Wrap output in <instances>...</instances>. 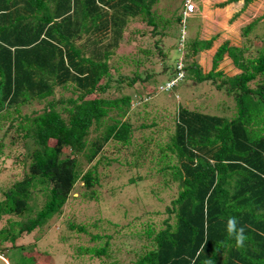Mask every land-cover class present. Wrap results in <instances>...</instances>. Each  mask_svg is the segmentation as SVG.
<instances>
[{"label":"trees","instance_id":"obj_1","mask_svg":"<svg viewBox=\"0 0 264 264\" xmlns=\"http://www.w3.org/2000/svg\"><path fill=\"white\" fill-rule=\"evenodd\" d=\"M250 1L260 0H245ZM154 2L0 0V167L17 138L29 143H22V154L11 158L20 178L0 189V220L5 219L0 254L10 264H35L33 256L16 245L17 239L48 226L78 180L87 190L84 195L93 197L98 177L91 168L97 162L83 171L78 158L91 163L102 157L109 141L123 147L129 143L132 128L122 117L130 99H104L100 93L109 86L100 82L109 77V61L131 21L147 19L155 30ZM258 20L240 26L243 38ZM183 34L191 57L209 50L217 39L191 38L181 27L174 37ZM231 41L235 43L229 39L218 46L206 72L196 61L183 59L193 81L232 98L235 115L225 118L179 108L175 130L159 148L158 159L163 162L159 171L170 176L164 184L175 183L176 194L166 205L162 227L148 219L132 233L137 244L132 264H264V33L254 57L246 54L249 48L241 39ZM154 47L159 60L170 57L162 44ZM186 55L187 51L183 58ZM225 55L237 70L234 75L217 70ZM61 89L68 97L54 96ZM31 100L42 108L21 114ZM111 110L102 133L89 140L91 129L96 131ZM149 143L142 140L140 149ZM137 153L132 164L140 173L143 151ZM131 176L137 178L129 181L140 180L139 175ZM36 193L40 204L34 201ZM31 212L32 217L20 218ZM232 216L245 228L248 239L243 248L227 236L226 222ZM86 251L98 257L106 254L105 248Z\"/></svg>","mask_w":264,"mask_h":264},{"label":"rangeland","instance_id":"obj_2","mask_svg":"<svg viewBox=\"0 0 264 264\" xmlns=\"http://www.w3.org/2000/svg\"><path fill=\"white\" fill-rule=\"evenodd\" d=\"M184 1L155 0L151 6V11L158 21L155 23L154 31L151 25H147V19L139 17L131 21L126 28L120 48L109 61V77H104L100 82V84L106 82L109 87L100 94L104 99L122 97L130 99V107L122 117V120L126 118L131 125L130 141L124 147L115 141H109L104 146L102 157H97L98 160L91 163L78 158L83 171L97 162L94 167H90L92 170L95 169L98 177L97 184L93 190L91 189L92 192L89 190L93 197L88 198L84 195L87 190L78 180L61 213L53 217L48 226L37 228L17 239L16 245L25 248L24 254L29 253L33 256L35 264H132V248L137 246L132 233L138 232L141 228L140 223L148 219H151L156 227L158 225L162 227V220L167 217L166 205L176 194L175 183L164 184L170 176L168 173L164 175V171H159L163 162L159 163L158 159L161 156L159 148L164 146L175 130V118L179 108L186 107L189 111L225 118L235 115L232 98L224 96L222 92L213 91L207 83H196L186 70L185 79L174 85L173 90H166V87L161 89L159 86L173 76L176 59L181 63L184 59L199 64V56L191 57L192 55L188 54V44L185 40L187 35L185 38L184 34L181 38L174 37V33L180 30V27L190 33L196 31L197 25L202 22L200 25L204 29L202 31L204 37L212 30L220 28L222 39H241L249 48L246 54L254 57L255 48L263 44L261 39L264 33V0L250 2L192 0L196 6L195 18L201 16V19H191L194 16L192 15L178 27L177 19L181 17ZM224 1L228 4H221ZM218 13L222 16L220 19L216 18ZM257 18L259 20L252 31L243 38L240 26ZM161 19H166L167 23L162 25V21H159ZM181 42L187 51L186 58L181 57L182 53L180 54L176 48ZM214 42L211 49L204 50L206 56L204 62L200 59V63L207 68L210 66L207 63H211L210 59L213 56L210 54L217 47V42ZM155 44L158 46L162 44L165 51L169 50L170 57L159 60L154 53V50L157 51ZM221 65L224 68L221 71L225 70L227 74L236 72L231 61L225 60ZM200 67L206 72L203 66ZM222 67L219 65L217 69ZM134 78L136 80L132 81ZM62 91L61 89L55 92L54 96L58 98V94H62L63 98L68 97L66 95L69 93ZM38 103L37 100H31L22 107L21 114L41 109L42 105ZM111 115L112 110L101 119L96 131L91 129L89 140H94L96 135L102 133L108 124V116ZM63 116L66 118V114ZM141 125L145 128L143 129ZM12 134L14 138L19 136L15 131ZM1 135L2 131L0 137ZM10 139L12 137L7 141ZM145 139L150 143L142 150L141 141ZM17 140L18 145L15 144L6 151L9 154L7 163L0 167V189L10 186L20 178V170L12 165L11 158L22 154V143L28 146L29 143L23 142L25 139ZM139 150L143 151L141 159L143 171L140 170V173L134 166L137 164H132ZM18 168L22 169L19 166ZM131 175H139L140 180L129 181L133 178ZM135 178L137 177L133 179ZM34 195L37 196V198L34 196V201L40 204L42 198L37 193ZM156 212L158 214L150 218ZM32 216L31 212L21 215L20 218ZM4 220H0V227L5 225ZM69 224L73 227H69ZM89 248H105L106 254L98 257L86 251ZM2 263L10 264L0 254V264Z\"/></svg>","mask_w":264,"mask_h":264},{"label":"clouds","instance_id":"obj_3","mask_svg":"<svg viewBox=\"0 0 264 264\" xmlns=\"http://www.w3.org/2000/svg\"><path fill=\"white\" fill-rule=\"evenodd\" d=\"M185 1H184V9H185ZM191 2L193 3L195 9L188 16H184V9L182 10L181 17H179V21L182 24H184V21H185L186 18L194 15V13L196 11V6H195L194 2L192 0H191ZM181 43H182V48L178 47L179 48L178 52H180V54L182 53V55H180V56L183 57L186 54V49L183 46V42H181ZM179 63L181 64V70L183 71V76L181 78H177V70H178L177 66H178ZM173 72H174L173 76H171L163 85L159 86V88L163 89L164 87H166V85L169 82L174 81V83H173V85L171 87L166 88V90H173L174 89L173 86L179 84V82H182L185 79V77H186L185 70H184V67H183V63L179 62L178 60L176 62V66L173 69ZM226 232H227V236H228L229 239H234L235 240V246L237 248H243L244 247L245 242L248 239V237H247V235L245 233V228L243 226L239 225V221H238L237 217L232 216V217H229L227 219ZM208 264H211V261H209Z\"/></svg>","mask_w":264,"mask_h":264},{"label":"crops","instance_id":"obj_4","mask_svg":"<svg viewBox=\"0 0 264 264\" xmlns=\"http://www.w3.org/2000/svg\"><path fill=\"white\" fill-rule=\"evenodd\" d=\"M226 1H224V2H222L221 4H228V3H225ZM206 7V6H205ZM200 9L197 7V11H199ZM214 15V14H213ZM195 16H196V14L191 18V19H201V16L200 17H197V18H195ZM222 16H221V14H217V16H216V18L217 19H220ZM200 24H202V22L200 23ZM197 25V27L196 28H198L196 31H192V32H190V33H188V37H190L191 36V38L194 36L195 37V35H197L198 36V38L200 39V40H206V39H210V37H214V36H216V45H217V47L216 48H214L213 49V52L210 54V55H213L214 56V54H215V52H216V50H217V48H218V46L221 44V43H223L224 41H226V40H229V39H222L221 38V36H220V28H217V29H215V31L214 30H212L211 31V33L210 34H207V36L206 37H204V33L202 32L204 29H202V27H201V25ZM233 39H237V38H233ZM230 42H231V45L233 44V43H235V42H232L231 40H230ZM213 43H215V42H213ZM213 43H212V45H211V47H210V49L213 47ZM212 56V57H213ZM200 59L204 62V60L206 59V56L204 55V52H202V53H200V55H199V64H200V66H203L204 67V69L206 70V71H208V70H210L211 69V67H212V58L210 59V61H211V63L209 64V63H207L208 65H210L208 68L205 66V65H203V64H201L200 63ZM225 60H227V61H231L226 55H225V57H224V59L222 60V62H224ZM221 62V63H222ZM221 63L219 64L221 67H222V65H221ZM206 64V65H207ZM219 67V66H218ZM224 68L222 67L221 69H217V70H223ZM237 71V70H236ZM223 73H225V70L223 71ZM236 73V72H235ZM235 73H232V74H228V75H234ZM225 74H227V73H225Z\"/></svg>","mask_w":264,"mask_h":264},{"label":"built area","instance_id":"obj_5","mask_svg":"<svg viewBox=\"0 0 264 264\" xmlns=\"http://www.w3.org/2000/svg\"><path fill=\"white\" fill-rule=\"evenodd\" d=\"M195 7L191 0L185 1V9H184V16L190 15L194 11ZM180 48H182V43L180 44ZM177 78H181L183 76V71L181 70V64H178L177 66ZM174 81L169 82L166 85V88H169L173 85Z\"/></svg>","mask_w":264,"mask_h":264}]
</instances>
